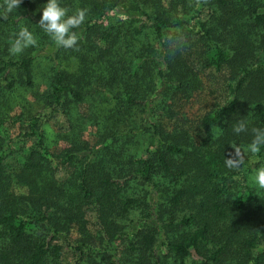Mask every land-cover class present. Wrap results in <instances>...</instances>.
Here are the masks:
<instances>
[{"label":"trees","instance_id":"16d2710c","mask_svg":"<svg viewBox=\"0 0 264 264\" xmlns=\"http://www.w3.org/2000/svg\"><path fill=\"white\" fill-rule=\"evenodd\" d=\"M61 2L87 10L75 48L39 26L45 0H0V264H264V150L243 151L264 128V0ZM22 27L37 44L10 56ZM208 70L227 94L191 126Z\"/></svg>","mask_w":264,"mask_h":264},{"label":"clouds","instance_id":"9594fccd","mask_svg":"<svg viewBox=\"0 0 264 264\" xmlns=\"http://www.w3.org/2000/svg\"><path fill=\"white\" fill-rule=\"evenodd\" d=\"M22 0H5L4 15L12 13L18 9ZM41 15L38 21L39 26L46 33L55 45L65 49L75 48L78 41V33L75 29L79 28L86 19L87 10L80 8L69 14V10L62 6L61 0H45L40 9ZM37 38L27 27H22L15 33L11 41L8 52L10 56H18L25 49L35 46ZM247 131V121L241 120L233 126V132L239 135ZM234 151L225 157V166L229 169H239L244 163L241 150L233 146ZM264 150V128H253L252 139L244 148V153L258 156ZM257 167L250 175L251 182L264 189V161H258Z\"/></svg>","mask_w":264,"mask_h":264},{"label":"rangeland","instance_id":"374dc122","mask_svg":"<svg viewBox=\"0 0 264 264\" xmlns=\"http://www.w3.org/2000/svg\"><path fill=\"white\" fill-rule=\"evenodd\" d=\"M114 14H116L117 16H120V17L121 16L125 17L126 11L123 9H116L114 11ZM203 78H204V83H205L204 89L200 93L196 94L197 96L195 98H193L192 101L188 102V104H186V106H185V112H186L187 118H188L187 123L190 124L191 126H194V125L197 126L200 118L205 113H207L208 110H210L212 105L215 102H218L220 100V98L225 97L227 94V91L225 89L224 80L222 79V77L217 72H213V71L208 70V71L203 73ZM44 90H45V86L40 85L37 87L36 92L38 91L39 93H42V92H44ZM34 95H35V93H34ZM28 98L33 99V98H35V96H33L29 93ZM81 110L86 113L88 111L87 105L86 104L83 105ZM62 123H63V119L58 118V119H55L54 121L47 124L46 128H47L48 133L50 134V139H52V140L54 139L53 136L55 134V131H57V129H59L62 126ZM6 126L8 127L9 132L13 135V138L18 139L20 133L22 132L18 127L19 125H14L13 121L10 119L9 121H7ZM96 131L97 130H94L91 127L90 129H88L85 132V138H86V140L87 139L89 140L90 144H94L95 141L97 140V137H95ZM217 132H218V129H215L214 134H216ZM197 137L201 138L202 133H200V135H197ZM64 147H66V143L64 141H61L60 146L58 148H55V150L56 149L61 150ZM255 162L256 161H250V163H249L250 167L252 169V172L257 167H259V165L256 164ZM251 173L248 175V179H250ZM254 187L259 192H262V193L264 192V189H260L256 185H254ZM18 191H21V189L18 188ZM87 217L90 221L91 228L93 230H95L96 222L98 219V215H97L95 206L92 205L88 208ZM68 259L70 261L72 259V257L70 256V257H68Z\"/></svg>","mask_w":264,"mask_h":264}]
</instances>
